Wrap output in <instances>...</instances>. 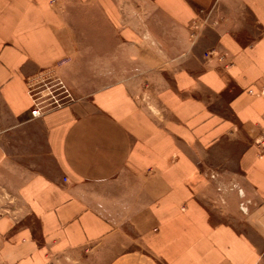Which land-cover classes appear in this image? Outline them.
Instances as JSON below:
<instances>
[{
  "label": "crops",
  "instance_id": "0c3cea01",
  "mask_svg": "<svg viewBox=\"0 0 264 264\" xmlns=\"http://www.w3.org/2000/svg\"><path fill=\"white\" fill-rule=\"evenodd\" d=\"M0 192V264H264V0H0Z\"/></svg>",
  "mask_w": 264,
  "mask_h": 264
},
{
  "label": "built area",
  "instance_id": "2783aa9c",
  "mask_svg": "<svg viewBox=\"0 0 264 264\" xmlns=\"http://www.w3.org/2000/svg\"><path fill=\"white\" fill-rule=\"evenodd\" d=\"M26 84L33 102L30 111L32 118H41L74 101L66 84L53 71L42 72L28 79Z\"/></svg>",
  "mask_w": 264,
  "mask_h": 264
},
{
  "label": "rangeland",
  "instance_id": "374dc122",
  "mask_svg": "<svg viewBox=\"0 0 264 264\" xmlns=\"http://www.w3.org/2000/svg\"><path fill=\"white\" fill-rule=\"evenodd\" d=\"M140 12H141L142 15L150 16L147 13H144L145 11H140ZM146 58L149 60L150 63H152V64L155 63L154 62L155 60L152 59L150 55H146ZM158 68L160 69L161 67H158ZM60 78L63 80V82L66 84L67 88L69 89V91H70V93L72 95L73 100H75L76 96L74 95L72 89L68 86V84L65 82V80L62 77H60ZM82 79L89 82L87 85H83L82 84L83 87H85L86 89H93V88H95V87H97V86L100 85V83H101L100 81L101 80L105 81L104 78H94V77H92V78L91 77L90 78L88 77V78H82ZM97 80H99L100 83H96ZM142 80L144 82L142 84V93H143V96H145L146 95L145 92L147 93V92L151 91V86H150L151 85V82H150L151 79L150 78H145V79L142 78ZM83 83H84V81H83ZM3 195L4 194H2V197L0 195V205L4 206L5 203H6V205L7 204L9 205L10 204V201L7 199V197H3ZM15 204H16V202H15ZM74 261L75 260H72V258H70V257H68V258H64L63 257V258H59V261L56 262V264H79L78 261L77 262H74Z\"/></svg>",
  "mask_w": 264,
  "mask_h": 264
}]
</instances>
